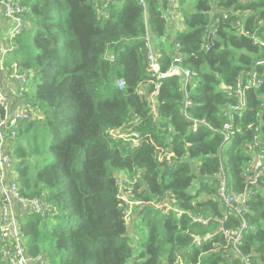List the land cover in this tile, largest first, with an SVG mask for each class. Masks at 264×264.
I'll return each mask as SVG.
<instances>
[{
    "label": "trees",
    "instance_id": "trees-1",
    "mask_svg": "<svg viewBox=\"0 0 264 264\" xmlns=\"http://www.w3.org/2000/svg\"><path fill=\"white\" fill-rule=\"evenodd\" d=\"M139 1L15 0L26 8L22 35L34 34L30 44L17 37L9 53L29 76L25 99L42 116L20 123L14 155L22 194L42 196L53 218L28 216V254L50 264H180L177 256L183 264H244L242 257L264 264V175L245 203L238 254L222 229H237L240 218L231 211L223 221L216 178L223 172L231 194L251 188L244 169L264 150V47L253 43L264 41V0ZM146 37L161 73L177 66L198 75L184 89L181 77L162 79L155 113L138 93L154 82ZM253 74L263 85L245 92L246 108L232 120L242 130L222 145L224 109L238 103L233 91ZM201 120L206 126L192 132ZM259 120L261 149H253L247 127ZM157 148L170 163L159 161ZM119 175L132 184V227ZM135 228L139 240L129 234Z\"/></svg>",
    "mask_w": 264,
    "mask_h": 264
},
{
    "label": "built area",
    "instance_id": "built-area-1",
    "mask_svg": "<svg viewBox=\"0 0 264 264\" xmlns=\"http://www.w3.org/2000/svg\"><path fill=\"white\" fill-rule=\"evenodd\" d=\"M115 2L118 0H105ZM143 4V0L139 1ZM0 9L3 16L11 20L15 25V29L12 31L11 43L8 47H2L0 49V71L3 72L10 80L16 82L15 89L10 92L0 89V108L2 115L0 116V261L2 264H47L44 255H38L31 257L27 250V240L23 233L22 227L29 215L38 216L42 221H46L45 218L51 219L50 206L46 203L45 199L41 197H35L29 199L25 197L20 188L19 174L17 171V165L19 160L14 155V146L17 140V133L19 131L20 123L22 121L40 119L42 114L31 108L30 103L25 99V93L29 84V76L20 71L17 68L16 63L11 66H6L5 55L11 51L18 49V45L15 39L22 35L24 14L26 8L19 5L15 0H0ZM170 20L175 21L174 14H170ZM214 31L211 30L209 35H213ZM253 43L264 47V41L260 38H253ZM145 46L147 49V62L148 67L146 71L153 77L154 82H150L149 85H153L154 91L148 93L147 87L144 85L138 89L139 95L145 97L146 104L152 109L153 113L156 112V94L160 81L166 77L178 76L182 78L183 89L192 84L195 78L198 76L196 72L191 70L181 69L177 66L168 69L166 72H160V65L152 50L151 43L148 37L145 39ZM177 49L178 46L175 45ZM177 62H180V55H176ZM263 85V80L257 78L256 74L247 76L243 83L240 81L237 88L233 91L237 94L239 101L236 104L228 105L224 109V114L229 117V120L222 124L220 129V135L222 137V145H228L234 135L240 133L242 128L233 125L232 120L235 114H240L246 108L245 92L249 89H256ZM125 82L119 80L117 87L119 90L124 89ZM191 106L188 100H185L184 108ZM264 107V102L262 103ZM186 117V116H185ZM136 118H134L135 121ZM261 120V119H260ZM257 124H250L247 129L253 128L255 135L253 137V143L251 147L253 149L260 148L259 141V128L261 122ZM133 121V122H134ZM200 125L206 126V122L201 120L200 122H194L192 126V132H196ZM121 130L109 131V135L113 138L123 137L120 134ZM140 137L138 134H132L131 141L134 146L139 144ZM158 150V159L170 163L171 154L163 151L161 148ZM245 177V183L248 185V189L243 190L241 193L231 194L227 180L224 177L223 172L218 174L216 178L219 180V187L217 190L218 200L224 210L223 221L226 220L227 215L233 211L240 218V224L235 230H223V235L231 243L234 253L238 254V246L241 241L242 234L248 229V225L244 219L246 213L245 203L249 200L253 194L252 187L257 184L259 177L264 175V150L258 151L256 158L251 161L244 169L243 173ZM137 177V176H136ZM124 199V198H123ZM125 201V200H124ZM129 204H132L127 200ZM157 207H164L161 203L157 204ZM167 211L168 207L165 208ZM202 224H206V221L198 220ZM49 223V222H48ZM178 261L181 263V259L177 256ZM244 264H252L248 258L242 257Z\"/></svg>",
    "mask_w": 264,
    "mask_h": 264
},
{
    "label": "crops",
    "instance_id": "crops-1",
    "mask_svg": "<svg viewBox=\"0 0 264 264\" xmlns=\"http://www.w3.org/2000/svg\"><path fill=\"white\" fill-rule=\"evenodd\" d=\"M25 19H24V24H23V28L25 29ZM16 25L9 19L5 18L3 16L2 10L0 9V49L4 46V47H8L5 46L3 43V38L7 37L8 42L11 43V37H12V31L13 29H15ZM176 27L175 23L171 24V28ZM33 32V31H32ZM23 36V35H22ZM23 38V37H22ZM1 59V57H0ZM14 83L16 84V82H14L13 80H10L8 76H6L3 72L0 71V89L10 92L11 90L15 89L16 86H14ZM120 179H123L124 177H119ZM129 200V199H127ZM132 205V204H131ZM130 205V206H131ZM129 206L128 208V226L132 227L134 224V221H136V213L133 211V209Z\"/></svg>",
    "mask_w": 264,
    "mask_h": 264
},
{
    "label": "rangeland",
    "instance_id": "rangeland-1",
    "mask_svg": "<svg viewBox=\"0 0 264 264\" xmlns=\"http://www.w3.org/2000/svg\"><path fill=\"white\" fill-rule=\"evenodd\" d=\"M169 13L175 15V8H174L173 5H171L169 7ZM175 22H176L175 23L176 27H173L172 30H176L177 28H179L181 26V22H180L179 18L176 17V15H175ZM33 34H34V32L28 33L27 35H23V41H26L27 43L30 44L31 37H32ZM2 41H3L5 46L9 45L7 37L3 38ZM18 48H19V45H18ZM4 58H5V61L8 62V64H12V62H14V61L17 62V60L13 57L12 53L6 54ZM14 86H16L15 83H14ZM119 177H124V176L123 175L117 176V182H118V186L120 188L121 194H122V196H123V198L125 200V204H126L128 196L130 195L131 190H132V184H130V181L126 177H124L123 179H120ZM195 183H196V181H195ZM126 214L128 215V211H126ZM136 223H137V218H136V221H134V224H136ZM139 233H140L139 228L132 229L129 232V234L131 236H133L134 240H139L140 239ZM45 258H46L47 264H50L49 257H45ZM0 263H1V261H0ZM51 264H58V262H53Z\"/></svg>",
    "mask_w": 264,
    "mask_h": 264
},
{
    "label": "bare ground",
    "instance_id": "bare-ground-1",
    "mask_svg": "<svg viewBox=\"0 0 264 264\" xmlns=\"http://www.w3.org/2000/svg\"><path fill=\"white\" fill-rule=\"evenodd\" d=\"M43 198V197H42ZM45 220H47V222H49V223H51V222H53V218L51 217V219H47V218H45Z\"/></svg>",
    "mask_w": 264,
    "mask_h": 264
},
{
    "label": "water",
    "instance_id": "water-1",
    "mask_svg": "<svg viewBox=\"0 0 264 264\" xmlns=\"http://www.w3.org/2000/svg\"><path fill=\"white\" fill-rule=\"evenodd\" d=\"M128 92L131 93L132 92V89H128ZM217 178H219V176Z\"/></svg>",
    "mask_w": 264,
    "mask_h": 264
}]
</instances>
